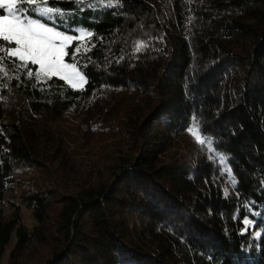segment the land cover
I'll list each match as a JSON object with an SVG mask.
<instances>
[{
  "label": "trees",
  "instance_id": "trees-1",
  "mask_svg": "<svg viewBox=\"0 0 264 264\" xmlns=\"http://www.w3.org/2000/svg\"><path fill=\"white\" fill-rule=\"evenodd\" d=\"M58 7L61 30L92 33L88 82L0 73V197L14 164L42 169L32 225L0 214V264H264V0Z\"/></svg>",
  "mask_w": 264,
  "mask_h": 264
},
{
  "label": "snow or ice",
  "instance_id": "snow-or-ice-1",
  "mask_svg": "<svg viewBox=\"0 0 264 264\" xmlns=\"http://www.w3.org/2000/svg\"><path fill=\"white\" fill-rule=\"evenodd\" d=\"M64 2L74 3L79 9L82 6L94 7L103 0H64ZM58 3L59 0H0V73L3 77L19 80L18 75L9 76L8 69H15L22 71L29 79L34 78L36 82L47 83L57 78L73 89H83L88 81L81 68L86 65H80L77 57L85 54L81 50V41L85 37H91L92 33L79 29L73 34L46 23L45 19L52 21L65 15L64 10L58 7ZM106 6L113 5L109 2ZM143 47L146 45L142 42L138 43L136 50L140 51ZM30 66H34L35 71ZM187 131L196 142L205 145L213 153L210 159L218 155L213 148L211 138L202 135L200 125L195 118ZM220 161L226 162L223 156H220ZM225 170L231 173V169ZM232 184L235 186V178H232ZM224 195L228 196L227 189ZM252 223L245 217L243 219L245 227L241 234L247 232L248 226Z\"/></svg>",
  "mask_w": 264,
  "mask_h": 264
},
{
  "label": "rangeland",
  "instance_id": "rangeland-1",
  "mask_svg": "<svg viewBox=\"0 0 264 264\" xmlns=\"http://www.w3.org/2000/svg\"><path fill=\"white\" fill-rule=\"evenodd\" d=\"M60 19L62 18H56L52 21H48L45 19V22L59 28V26H64V23ZM59 29L61 30V28ZM73 47H75V44L73 45ZM61 118L62 119H60V123L63 126V128L67 129V131L70 132L75 139H78L79 134L75 127L76 121L74 120L72 114L68 111L65 114H63ZM41 174H42V169H39L38 167L26 168L20 166L19 164L13 165L11 170L13 187L11 190L5 189L0 197V214L2 215V219L7 218L8 214L12 210V204H13L18 206V212L22 222L28 227L32 225L33 221L31 216L29 215L30 212L28 209L24 207L21 199L24 196V194L30 190L31 184L33 185L35 182L39 183V181H42V177H40ZM48 184L50 183L47 180V183L39 184V185L48 186ZM5 253L3 254L1 259L2 264L4 263Z\"/></svg>",
  "mask_w": 264,
  "mask_h": 264
}]
</instances>
